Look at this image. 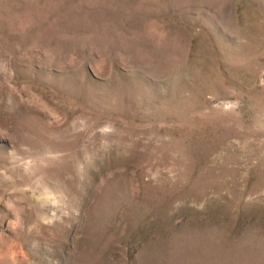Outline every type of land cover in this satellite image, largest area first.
<instances>
[{
	"label": "rangeland",
	"instance_id": "374dc122",
	"mask_svg": "<svg viewBox=\"0 0 264 264\" xmlns=\"http://www.w3.org/2000/svg\"><path fill=\"white\" fill-rule=\"evenodd\" d=\"M0 264H264V0H0Z\"/></svg>",
	"mask_w": 264,
	"mask_h": 264
}]
</instances>
